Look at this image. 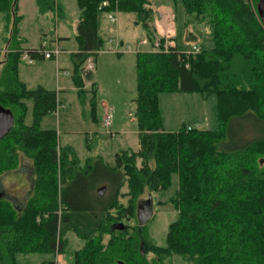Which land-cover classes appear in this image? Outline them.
Masks as SVG:
<instances>
[{
	"label": "trees",
	"instance_id": "1",
	"mask_svg": "<svg viewBox=\"0 0 264 264\" xmlns=\"http://www.w3.org/2000/svg\"><path fill=\"white\" fill-rule=\"evenodd\" d=\"M34 1L40 16H62L57 0ZM147 2L77 0L79 51L72 61L81 100L88 93L84 66L106 46L104 17L132 14L150 41L157 38ZM181 2L188 15L206 20L213 48L188 56L177 46L168 54L137 52L140 149L117 154L112 168L94 158L82 166L70 148L58 146L55 132L41 130L42 118L59 105L57 93L29 90L19 80V59L29 50L22 48L18 32V0H0V14L10 26L0 54V106L14 116L12 129L0 140V176L17 168L19 152L33 161L35 176L31 195L20 207L0 198V264H16L17 254H63L70 232L83 241L73 264H163L174 256L189 264H264V165L258 160L264 156V25L256 11L258 0ZM29 52L39 57L36 50ZM91 87L96 110L97 88ZM163 93H199L205 100L215 95L219 129L165 132L159 110ZM26 99L33 101L31 126L24 124ZM173 175L178 189L171 201L178 216L163 246L148 240L144 228L120 226L135 209L133 201L127 208L118 203L125 179L131 198L146 188L167 190ZM96 179L98 186L93 185ZM102 184L109 194L98 193ZM113 210L116 215L110 214Z\"/></svg>",
	"mask_w": 264,
	"mask_h": 264
},
{
	"label": "rangeland",
	"instance_id": "2",
	"mask_svg": "<svg viewBox=\"0 0 264 264\" xmlns=\"http://www.w3.org/2000/svg\"><path fill=\"white\" fill-rule=\"evenodd\" d=\"M57 2L62 9V16L59 18L52 14L40 16L34 0H18V15L21 17L18 32L24 40L22 48L29 51L41 50L42 46L45 45L46 51L60 50L57 61L35 57L34 63L31 65L21 54L18 62V78L29 90L43 88L57 93L59 105L55 112L42 118L40 128L55 132L58 138V146L61 149L70 148L82 166L89 159L94 158L101 160L107 167L113 168L117 154L124 151L137 153L140 149L138 126L135 118L136 56L137 49L140 48L138 45L142 46L141 43L145 42L143 40L146 38L145 33L141 27H136L133 24L134 15L120 14L117 31L118 38L125 39L122 53L120 50L108 52L107 41L111 38L116 39L117 36L109 35L108 32L105 33V49L98 56L91 58L94 74L93 71L87 70H84L82 74L83 82L89 80L91 76L99 87L96 94V110H94L91 101L92 94L90 93L92 84L88 88L85 99L81 100L73 79L72 55L79 48L76 41L79 17L77 0H57ZM250 2L254 4L255 0H250ZM144 7L151 12L152 16L157 15V20L159 16L157 10L159 9L169 8L171 18L172 13H174V21L173 19L166 21L163 19V24L168 26V37L174 33L171 38H163V42L171 41L173 46L176 45L178 50L187 56L192 55L188 53H191L194 46L201 50L213 48V41L206 20L200 23L196 20L195 15H188L181 0H177L174 6L167 0H148ZM155 11H157L156 14ZM155 18L153 16L152 27L156 31L157 38H160L161 33L157 31L160 23ZM7 23L5 15L0 14V51L5 49L9 38L10 26ZM124 25L127 29L123 27ZM191 35H194V38L188 39ZM143 47L142 50L152 49L151 44L147 45L146 42ZM0 54L2 53L0 52ZM2 60L3 56L1 55L0 61ZM57 64L60 71H57ZM24 103L26 106L24 124L31 126L33 124V101L26 99ZM102 104H105L112 114V124L109 129L105 127L103 122L106 110L101 107ZM159 110L164 130L167 133H174L170 131H176L178 128V131L188 128L192 126L193 122L197 123L200 128L209 131L219 129L218 105L215 95L205 100L199 93H163L159 97ZM258 160L263 166L264 156L259 157ZM32 167L33 161L19 152L17 168L0 176V192L5 193L9 200L15 198L18 207L24 204L26 198L31 195L35 181ZM19 178H21L20 181ZM98 184L96 179L93 185L98 186ZM99 187L105 188L106 185L102 184ZM177 189V175H173L167 190L156 193L146 188L142 194L136 197L132 193L130 198L126 195L130 191L129 183L125 179L124 187L119 192L118 203L127 208L129 202L133 201L135 209L134 215H131L130 219L124 218L118 223L121 227L129 226L139 229L138 206L151 196L154 215L142 228H144V235L148 240L163 246L168 228L178 216V212L171 201ZM104 194H109V191L106 189ZM110 214L116 215V212L113 210ZM131 233L132 231L129 230L128 235ZM114 236L118 237L120 233L116 232ZM109 237H106L105 243ZM67 239L68 244L62 257L65 264H73L74 254L83 245V241L73 232L67 234ZM55 258L56 255L48 253L31 256L17 254L15 257L16 264H52ZM147 259H153V255L148 254ZM163 264L189 263L181 256H174L165 260Z\"/></svg>",
	"mask_w": 264,
	"mask_h": 264
},
{
	"label": "built area",
	"instance_id": "3",
	"mask_svg": "<svg viewBox=\"0 0 264 264\" xmlns=\"http://www.w3.org/2000/svg\"><path fill=\"white\" fill-rule=\"evenodd\" d=\"M107 6V3H103L102 7H105ZM165 14V16H164ZM108 19L113 22V23H116V13H111L108 15ZM163 19L166 21L167 19L168 20H171L173 19L174 21V13H172V18H171V15H170V12H169V9L168 8H164L163 10H161L159 12V16H158V20L157 22L160 23L158 24L159 25V30L158 32L161 33V39L160 38H157V39H154L152 42H151V51L152 52H158V53H164V54H168L170 53V50L172 47H174L171 43V41L169 42L167 40V42H163V38H171L172 37V34L171 32L173 31V28H172V31L170 32L171 36L168 37L169 35V31L167 30L168 26L164 25L163 24ZM173 23V22H172ZM174 26V24H173ZM166 27V29H165ZM174 36V35H173ZM173 39V38H172ZM115 42V45L113 46V43ZM146 44H147V41H145ZM145 42H142L141 45H144ZM107 45L109 46V49H108V52H118L120 50V52L122 53L121 49H120V44L117 40V37L116 39L114 38H111L107 41ZM113 46V47H112ZM113 48H115L113 50ZM119 52V53H120ZM201 52V49L194 46L191 53H188V54H198ZM36 54L41 57V58H44V59H54L56 60L60 54V50L57 49L53 52H50V51H46L45 50V45L42 46V49L41 50H36ZM22 57L28 62V64H33L34 63V57L32 56V54L29 52V51H24L22 53ZM85 69L87 71H92L93 70V64H92V61L91 59H89L85 65ZM104 125L107 129H109L111 127V124H112V114L110 111H107L106 114H105V117H104ZM194 129V127L192 126H189L188 128H186L187 131H192ZM52 264H65V261L63 260V257H62V254H56V258H55V261L52 263Z\"/></svg>",
	"mask_w": 264,
	"mask_h": 264
},
{
	"label": "water",
	"instance_id": "4",
	"mask_svg": "<svg viewBox=\"0 0 264 264\" xmlns=\"http://www.w3.org/2000/svg\"><path fill=\"white\" fill-rule=\"evenodd\" d=\"M256 11L257 14L264 25V0H258V3L256 5ZM14 125V116L10 110L5 109L4 107L0 106V140L3 139L9 131L12 129ZM105 188H101L98 193L100 195L104 194ZM0 198H7L5 193L0 192ZM13 199L10 198L9 201H12ZM153 199L151 196H149L148 200L143 201L141 204H139L137 209V220L139 224V231H141L142 227H144L152 218H153ZM141 251L142 255H144L143 252V244L141 245ZM123 264V263H118Z\"/></svg>",
	"mask_w": 264,
	"mask_h": 264
},
{
	"label": "crops",
	"instance_id": "5",
	"mask_svg": "<svg viewBox=\"0 0 264 264\" xmlns=\"http://www.w3.org/2000/svg\"><path fill=\"white\" fill-rule=\"evenodd\" d=\"M164 9V8H163ZM169 9V8H168ZM162 9H159V10H157L158 11V13L161 11ZM157 11H155V14L157 13ZM173 11V10H172ZM117 16H116V23H113V22H111L109 19H108V16H107V18L106 17H104V19H103V22H102V26H101V31H102V34H103V36L105 35V33H107L108 32V34L110 35H116L117 36V40H118V42H119V44H120V49L122 50V52H123V45L125 44V42H124V40L123 39H120V38H118V31H117V27H118V24H119V18H118V16L120 15V14H116ZM153 16H155L156 18V21H157V15H153ZM133 24L136 26V27H138L137 26V24H136V21L134 20V22H133ZM123 27H125L126 28V26L124 25ZM140 27V26H139ZM157 28V27H156ZM127 29V28H126ZM159 29L157 28V31H158ZM173 35H174V33H173ZM107 36V35H106ZM194 36V35H193ZM105 37V36H104ZM145 37L146 38H144L143 40L144 41H147V45L148 44H151V41L149 40V38L145 35ZM106 39V38H105ZM174 39V38H173ZM176 43V42H175ZM138 44V43H137ZM176 46V45H175ZM140 47V48H139ZM138 48L139 49H137V52H148V51H151V49H149V50H142L144 47H143V45L142 46H140V45H138ZM26 49V48H25ZM138 50H140V51H138ZM79 51V48L77 49V51H76V53ZM1 53L2 52H5V49H3V50H1L0 51ZM73 54H75V53H73ZM59 59V56H58V58L56 59V61ZM91 59V58H90ZM59 64V63H58ZM58 64H57V71H60V68L58 67ZM73 67H74V65H73ZM85 70V69H84ZM93 72V74H94V66H93V70H92ZM90 84H92V85H94V86H96V88H97V90H99V87L97 86V83L91 78V76H90V79L89 80H85V82H84V87H85V89H88L89 87H90ZM91 85V86H92ZM101 107H103V108H105V113L107 112V111H110V109L109 108H107V106H105V104H102V106ZM165 124H166V121H165ZM186 127V126H185ZM192 127H194V129H202V128H200L199 126H197V123H195V122H193L192 123ZM164 128V127H163ZM178 130H179V128L176 130V131H170V132H178ZM204 130H207V129H204ZM19 181L21 180V178H19L18 179ZM13 200H12V202L14 203V204H16V202H17V200H15V198H12Z\"/></svg>",
	"mask_w": 264,
	"mask_h": 264
}]
</instances>
